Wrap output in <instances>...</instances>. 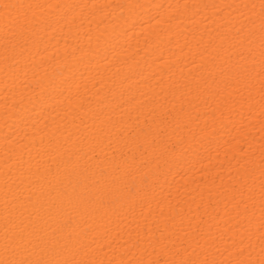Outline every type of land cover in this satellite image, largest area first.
I'll list each match as a JSON object with an SVG mask.
<instances>
[{"label":"bare ground","instance_id":"obj_1","mask_svg":"<svg viewBox=\"0 0 264 264\" xmlns=\"http://www.w3.org/2000/svg\"><path fill=\"white\" fill-rule=\"evenodd\" d=\"M0 264H264V0H0Z\"/></svg>","mask_w":264,"mask_h":264}]
</instances>
